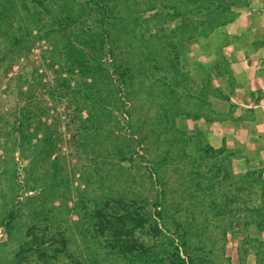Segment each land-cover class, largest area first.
<instances>
[{
  "label": "rangeland",
  "instance_id": "1",
  "mask_svg": "<svg viewBox=\"0 0 264 264\" xmlns=\"http://www.w3.org/2000/svg\"><path fill=\"white\" fill-rule=\"evenodd\" d=\"M233 2L188 5L186 12L181 4L149 9L144 0L118 8L103 52L95 33L89 39L113 78L104 91L127 96L131 88L117 62L131 64L135 87L129 100L104 103L101 113L78 93L82 76L62 69L64 41L46 35L34 15L41 9L31 0H0V264H171L164 252L176 245L190 264H264V231L249 211L264 186V0ZM131 9L148 19L156 59L140 56L147 43ZM208 10L218 22L206 29ZM123 24L131 32L114 39ZM221 167L219 184L213 177ZM241 187L259 194L238 193ZM121 188L146 199L173 237L171 245L165 238L163 261L118 256L92 238L91 210ZM46 227L67 242L42 257L29 249L31 232Z\"/></svg>",
  "mask_w": 264,
  "mask_h": 264
},
{
  "label": "trees",
  "instance_id": "2",
  "mask_svg": "<svg viewBox=\"0 0 264 264\" xmlns=\"http://www.w3.org/2000/svg\"><path fill=\"white\" fill-rule=\"evenodd\" d=\"M33 4L30 5L33 9H41V12L36 11L34 15L39 18V21H42L45 26H47L45 32L47 36H55L56 38L63 40V52L65 61L61 63V67L64 70L69 71L70 74L77 73L82 76L81 88L78 89V93H81L84 97L83 101L86 103H91L93 109H97L104 113V103H111L114 101L117 103L119 100L123 101L129 100V96L133 88L134 75L130 74L131 64L128 63V66H124V63L117 62L116 70L119 71L123 79H130L132 81L131 88L128 92H124L127 96H121V91L115 90L110 92H105L103 86H101L105 81L111 82L113 79L110 74H107L106 70L103 68L101 61L98 60L99 53L96 52L104 50L105 47V37H108V23L112 22L115 18V15L118 13V8L122 5L126 6L128 0L123 2V0H31ZM145 4L150 8L162 5H175L178 4L184 6L182 9L186 12V7L188 5H193L194 7L198 3H205L214 0H144ZM228 1V0H227ZM236 0H229L230 3H234ZM161 5V6H162ZM197 7H202V4H199ZM31 9V8H30ZM130 9V8H128ZM176 9V8H175ZM138 10V9H137ZM136 10V11H137ZM132 13V14H131ZM128 15L134 20L137 30L144 36L143 42L146 47L142 46L140 50V56L148 58L153 56L156 59L157 50H154V45L152 44L153 33H147L148 25H144L147 18H142L139 14H135L134 11L128 10ZM215 14L211 10L207 11V17L202 21V25L209 29L214 27L218 22V16L213 17ZM156 16V15H155ZM91 23V25L89 24ZM147 23V22H146ZM49 25V27H48ZM90 27H89V26ZM117 27V26H116ZM114 39L119 38L121 31L125 33H130L131 30L128 29L126 25H122L119 28H115ZM95 33V34H94ZM94 34V38L98 40V49L94 45L93 41L89 39L90 35ZM135 37V35H134ZM135 41V42H134ZM95 42V41H94ZM138 39L133 40L129 43L130 51L136 49L135 43L138 44ZM167 49L168 46H163ZM162 47V48H163ZM174 54L178 55V48L173 46ZM95 53V56L89 55L90 52ZM176 51V52H175ZM155 53V54H154ZM152 59V58H151ZM97 62V63H96ZM114 62V61H113ZM116 62V60H115ZM129 72V74L127 72ZM89 79V80H87ZM77 91V90H76ZM103 109V110H102ZM130 113L129 110H127ZM174 114V112H171ZM181 114V111L175 112V115ZM93 112L89 114L88 118L85 120L92 122ZM101 126H97L100 129ZM162 131H166L167 126L164 124ZM168 130V129H167ZM97 133V132H96ZM161 134H165L162 132ZM45 145L50 143L48 136L44 138ZM145 138H140L138 140L139 144L143 143ZM206 152L212 150V147H207ZM119 154L122 155L121 150ZM126 159V158H125ZM197 161V160H196ZM196 163V162H195ZM223 168L224 172H223ZM218 168V173L214 175L213 178L216 179L217 183L222 184L223 177L226 176V167ZM213 171V170H212ZM223 172V173H222ZM251 176L248 174V178ZM262 177V173H260ZM264 181V180H263ZM199 183V182H198ZM250 183V182H246ZM201 185V183H199ZM212 184H210V189H212ZM207 187V186H205ZM247 187L239 188L240 191H252V195L256 192L255 189L246 190ZM260 202H253L252 206L249 208V211L253 217V223L259 229V231H264V186L260 188ZM116 194H108L104 196L100 203H98L90 212L91 227L94 231L92 233V238L99 242L101 239L104 240V243L108 250L113 254L118 256H123L126 258H133V260L141 261L146 260L153 263H158V261H163V256L160 257V250L165 246V238H168L167 235L163 232V229L160 227L158 222V217L148 208L146 199H136L128 195V191L121 190L115 192ZM259 194V193H258ZM250 194V200L252 199ZM154 209L157 212L159 218L161 217V211L159 208L162 206L160 203L154 204ZM229 206H224V209H227ZM231 213L236 210L229 208ZM226 211V210H225ZM50 228L46 227L42 234L36 235L31 232L32 239L30 240V250L38 251L40 256L45 257L48 255V251L54 248L55 252L62 251L58 246H55L56 243H60L65 247L67 239L62 236H56V234H50ZM143 234L151 236L152 240L156 239L158 244L159 240L162 243V248L157 249L154 244L151 243V238L143 237ZM61 235V234H60ZM168 244L174 243L173 237L168 238ZM102 240V241H103ZM26 248L24 247L22 251L24 252ZM165 257L170 260L171 264H190V259L181 253L180 247L178 245L174 246V249L170 252L166 251ZM160 257V258H159ZM161 259V260H159ZM73 264H84L80 258H74Z\"/></svg>",
  "mask_w": 264,
  "mask_h": 264
}]
</instances>
